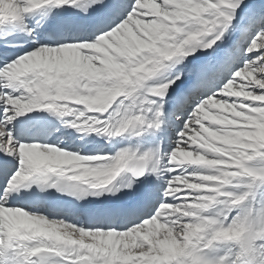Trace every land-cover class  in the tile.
<instances>
[{"label":"snow or ice","instance_id":"snow-or-ice-1","mask_svg":"<svg viewBox=\"0 0 264 264\" xmlns=\"http://www.w3.org/2000/svg\"><path fill=\"white\" fill-rule=\"evenodd\" d=\"M0 264H264V0H0Z\"/></svg>","mask_w":264,"mask_h":264}]
</instances>
